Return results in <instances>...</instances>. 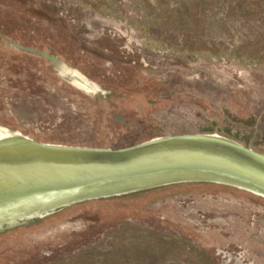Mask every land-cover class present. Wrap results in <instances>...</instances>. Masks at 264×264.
Masks as SVG:
<instances>
[{"label": "rangeland", "instance_id": "rangeland-1", "mask_svg": "<svg viewBox=\"0 0 264 264\" xmlns=\"http://www.w3.org/2000/svg\"><path fill=\"white\" fill-rule=\"evenodd\" d=\"M0 127L115 151L204 133L264 155V0H0Z\"/></svg>", "mask_w": 264, "mask_h": 264}, {"label": "water", "instance_id": "water-1", "mask_svg": "<svg viewBox=\"0 0 264 264\" xmlns=\"http://www.w3.org/2000/svg\"><path fill=\"white\" fill-rule=\"evenodd\" d=\"M14 198L23 203L0 222L98 200L1 233L0 264H158L185 252L204 264H264V155L218 135L115 151L0 127V202Z\"/></svg>", "mask_w": 264, "mask_h": 264}, {"label": "trees", "instance_id": "trees-1", "mask_svg": "<svg viewBox=\"0 0 264 264\" xmlns=\"http://www.w3.org/2000/svg\"><path fill=\"white\" fill-rule=\"evenodd\" d=\"M197 134H204V133H197ZM207 135H213V134H207ZM203 183H210V182H203ZM210 184H216V183H210ZM178 185H182V183H177V184H170V185H165V186H159V187H154V188H149L148 190H154L155 188H166V187H171V186H178ZM138 193L136 192H132L129 194H124V195H119V196H111V197H103V198H98V199H116V198H120L126 195H131V194H135ZM36 197L34 198L35 200H39V199H46L48 197H46V194L40 196V194L35 195ZM98 199H86V200H81L78 201L76 203L73 204H59L54 208H51L50 210L44 212V213H36V214H32V213H26V214H21L16 216L13 219L4 221V222H0V234L9 230V229H13L16 228L18 226L21 225H29L30 223L33 222H38L41 220H45L46 218L52 217L56 214H59L60 212L70 208V207H74L83 203H87V202H91L94 200H98ZM47 200V199H46ZM23 203L22 198H14V199H10L7 202H0V213H4L6 210L9 209H16L17 206L21 205Z\"/></svg>", "mask_w": 264, "mask_h": 264}]
</instances>
